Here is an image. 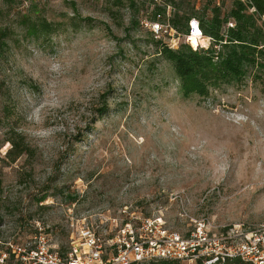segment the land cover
<instances>
[{
  "label": "rangeland",
  "instance_id": "1",
  "mask_svg": "<svg viewBox=\"0 0 264 264\" xmlns=\"http://www.w3.org/2000/svg\"><path fill=\"white\" fill-rule=\"evenodd\" d=\"M235 1L0 0V251L38 233L65 250L71 219L123 209L180 234L189 218L264 224V46L238 80L184 97L168 37L144 25ZM15 137L28 150L12 162Z\"/></svg>",
  "mask_w": 264,
  "mask_h": 264
},
{
  "label": "built area",
  "instance_id": "2",
  "mask_svg": "<svg viewBox=\"0 0 264 264\" xmlns=\"http://www.w3.org/2000/svg\"><path fill=\"white\" fill-rule=\"evenodd\" d=\"M145 27L168 37L165 47L177 48L176 31L161 15ZM195 25V27H193ZM228 28L233 24L228 22ZM207 40L200 23L192 18L184 35ZM217 47V46H214ZM206 48V47H205ZM118 216L96 214L70 220L68 247L57 249L48 234L38 233L25 244H9L0 251V264H150L161 260L181 264H264V224L213 227L203 218H189V230L180 234L160 215L142 217L123 209ZM187 216L185 211L180 215Z\"/></svg>",
  "mask_w": 264,
  "mask_h": 264
},
{
  "label": "trees",
  "instance_id": "3",
  "mask_svg": "<svg viewBox=\"0 0 264 264\" xmlns=\"http://www.w3.org/2000/svg\"><path fill=\"white\" fill-rule=\"evenodd\" d=\"M249 9L261 19L264 17V0H247L246 3L236 0L227 16L221 18L217 13L210 20L199 21L204 37L209 38L213 46H220L222 51L218 53L210 48L193 50L186 44L171 50L165 47V43L162 44L160 55L173 67L184 97H205L209 87L238 80L244 75V68L254 64L255 59L262 55L263 49L259 47L264 46V29L256 26L257 19L253 13H248ZM192 18L183 13L181 17L175 15L169 22L173 29L180 31L179 24L185 25V35L187 23ZM228 19L234 20L235 27L222 30ZM41 27L43 30L47 28L45 25ZM199 44L206 45V41L200 40ZM9 142L11 147L7 158L14 162L27 152L28 147L19 137L11 138ZM42 201L43 198L38 200ZM150 264L181 263L161 260ZM232 264L248 263L233 260Z\"/></svg>",
  "mask_w": 264,
  "mask_h": 264
},
{
  "label": "bare ground",
  "instance_id": "4",
  "mask_svg": "<svg viewBox=\"0 0 264 264\" xmlns=\"http://www.w3.org/2000/svg\"><path fill=\"white\" fill-rule=\"evenodd\" d=\"M192 39H195V41H196V44L195 45H193ZM192 39H190V43L192 44L193 47H197L199 40L197 38H195V37H192Z\"/></svg>",
  "mask_w": 264,
  "mask_h": 264
},
{
  "label": "snow or ice",
  "instance_id": "5",
  "mask_svg": "<svg viewBox=\"0 0 264 264\" xmlns=\"http://www.w3.org/2000/svg\"><path fill=\"white\" fill-rule=\"evenodd\" d=\"M193 27H195V25H193ZM190 39H192V38L190 37ZM192 43H193V45H195V44H196V41H195V39H192Z\"/></svg>",
  "mask_w": 264,
  "mask_h": 264
}]
</instances>
